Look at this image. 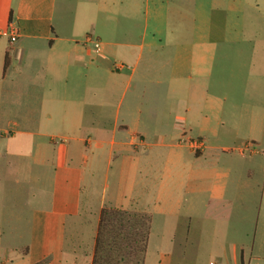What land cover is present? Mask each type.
<instances>
[{
    "label": "crops",
    "instance_id": "obj_1",
    "mask_svg": "<svg viewBox=\"0 0 264 264\" xmlns=\"http://www.w3.org/2000/svg\"><path fill=\"white\" fill-rule=\"evenodd\" d=\"M104 208L150 215L144 264H264V0H0V261L92 264Z\"/></svg>",
    "mask_w": 264,
    "mask_h": 264
},
{
    "label": "trees",
    "instance_id": "obj_2",
    "mask_svg": "<svg viewBox=\"0 0 264 264\" xmlns=\"http://www.w3.org/2000/svg\"><path fill=\"white\" fill-rule=\"evenodd\" d=\"M151 217L119 208L101 211L92 264H144Z\"/></svg>",
    "mask_w": 264,
    "mask_h": 264
},
{
    "label": "rangeland",
    "instance_id": "obj_3",
    "mask_svg": "<svg viewBox=\"0 0 264 264\" xmlns=\"http://www.w3.org/2000/svg\"><path fill=\"white\" fill-rule=\"evenodd\" d=\"M68 2H71V0H68ZM60 4H61V0H60ZM59 140V139H57ZM148 142L152 143L153 139L149 138L147 140ZM231 147H235V146H231ZM152 148V155L154 157V159L156 161L159 162V172L157 173L158 175H162L163 170H164V166H165V162H166V153H164L163 155L160 154V152H158V148L157 147H151ZM255 149H261L259 147H254ZM145 150H147L145 147H140L138 154L144 157L145 154ZM148 151V150H147ZM130 154H134L133 152H130ZM222 154H226L229 156H233L236 160H238V169L240 170L239 175V182L240 184H242V180H244L245 176H243V172L245 171V167L246 165L248 166V160H250L249 155L246 156L245 158L240 157L239 155V151L235 150V151H231V153H223ZM249 154V153H247ZM146 155V154H145ZM191 157L194 158L195 155L191 154ZM147 157H144L143 159H145ZM143 161V160H142ZM35 170V168H32ZM143 173L144 174H148V176H154L155 172H157L156 168H155V172L151 171L152 169L150 168H145L144 165V169H143ZM118 167L116 165V162L112 163L111 165H108V162L106 161L101 167H99V169L96 171L95 173V182L94 183H88L87 178H88V174H86V179H85V186H86V190H85V195L84 198H86L88 195L94 196L95 199H101V197L104 195L105 190L107 192H111L114 191L117 186H118V177H119V172H118ZM259 183V182H258ZM90 185H94V193L93 189L90 187ZM260 184H256L255 187H253V191H251L252 194V201H253V206H254V214H253V221L256 219L257 217V209L260 206L261 203V190L259 188ZM239 193L241 192H246L243 191V189L239 188ZM96 216L94 214H85L83 219H82V228L80 233H82V239L84 242H90V238H91V232L92 229L95 230V226H96ZM76 222L75 220H70L67 224V246H66V255L70 256L71 253V245H70V241L72 239L73 234L75 233V229H76ZM94 227V228H93ZM84 250H85V246H84ZM153 257L150 256V261L152 262Z\"/></svg>",
    "mask_w": 264,
    "mask_h": 264
},
{
    "label": "built area",
    "instance_id": "obj_4",
    "mask_svg": "<svg viewBox=\"0 0 264 264\" xmlns=\"http://www.w3.org/2000/svg\"><path fill=\"white\" fill-rule=\"evenodd\" d=\"M9 35H10V41L13 43L17 40L18 34H17V30L14 27H10L9 28ZM84 44L93 47L97 50H99L101 48V42L99 40H97L96 38H94L91 34H88L85 36L84 38ZM191 144H193L196 147L202 146V141L199 139H195L191 141ZM250 146L247 145L245 148H249ZM243 148V149H245ZM0 264H6L3 261H0Z\"/></svg>",
    "mask_w": 264,
    "mask_h": 264
}]
</instances>
